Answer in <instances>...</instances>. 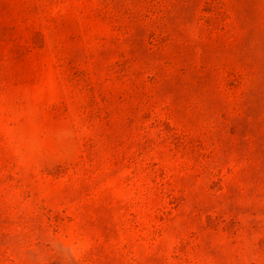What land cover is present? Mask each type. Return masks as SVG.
<instances>
[{"label":"rangeland","instance_id":"1","mask_svg":"<svg viewBox=\"0 0 264 264\" xmlns=\"http://www.w3.org/2000/svg\"><path fill=\"white\" fill-rule=\"evenodd\" d=\"M0 264H264V0H0Z\"/></svg>","mask_w":264,"mask_h":264}]
</instances>
